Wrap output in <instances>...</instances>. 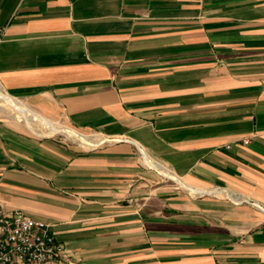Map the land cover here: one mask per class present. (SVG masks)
<instances>
[{
	"label": "crops",
	"instance_id": "crops-1",
	"mask_svg": "<svg viewBox=\"0 0 264 264\" xmlns=\"http://www.w3.org/2000/svg\"><path fill=\"white\" fill-rule=\"evenodd\" d=\"M0 89L89 147L0 118V207L58 264H264V0H0Z\"/></svg>",
	"mask_w": 264,
	"mask_h": 264
},
{
	"label": "built area",
	"instance_id": "built-area-1",
	"mask_svg": "<svg viewBox=\"0 0 264 264\" xmlns=\"http://www.w3.org/2000/svg\"><path fill=\"white\" fill-rule=\"evenodd\" d=\"M51 227L20 211L0 207V264H58L68 262Z\"/></svg>",
	"mask_w": 264,
	"mask_h": 264
},
{
	"label": "rangeland",
	"instance_id": "rangeland-1",
	"mask_svg": "<svg viewBox=\"0 0 264 264\" xmlns=\"http://www.w3.org/2000/svg\"><path fill=\"white\" fill-rule=\"evenodd\" d=\"M1 93H4V92L0 89V118H2L4 120H8V121L18 120L17 117H16L17 114L11 108H7V101L5 100L6 97L3 94H1ZM19 120H21V119H19ZM19 122H21V124H23V125H27L24 122V120L19 121ZM56 126L59 127V126H63V125L62 124L61 125L58 124ZM27 127H28V130H29L30 134H32L34 137H37L39 139L49 138L50 137V138H53V139H57V140L60 139V140H63L64 142L71 143V144L78 145V146H81L83 148H86V147H84V146H82L81 144L78 143L81 140L79 138H77V136H74L75 138L73 137L72 139H70V138L66 137L67 135L66 136L60 135V134L49 135V132H48L49 130H47L45 127H43L38 122H31L30 125H27ZM63 127H65V126H63ZM76 132H78L80 134H83L85 137L90 136L91 139L94 138L93 140H97V138H99V136H97L94 133L85 132V131H81V130H77ZM91 139H89V140H91ZM87 148H89V147H87ZM183 191L184 190L181 189V188L178 189V192H183Z\"/></svg>",
	"mask_w": 264,
	"mask_h": 264
},
{
	"label": "bare ground",
	"instance_id": "bare-ground-1",
	"mask_svg": "<svg viewBox=\"0 0 264 264\" xmlns=\"http://www.w3.org/2000/svg\"><path fill=\"white\" fill-rule=\"evenodd\" d=\"M64 132V131H63ZM73 135V134H72ZM70 136H71V134H70ZM76 136V135H75ZM97 145V144H96Z\"/></svg>",
	"mask_w": 264,
	"mask_h": 264
}]
</instances>
